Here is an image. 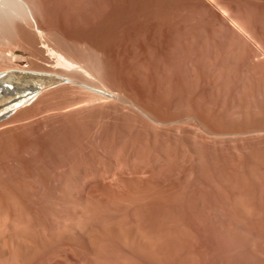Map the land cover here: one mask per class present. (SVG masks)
<instances>
[{"label":"rangeland","instance_id":"rangeland-1","mask_svg":"<svg viewBox=\"0 0 264 264\" xmlns=\"http://www.w3.org/2000/svg\"><path fill=\"white\" fill-rule=\"evenodd\" d=\"M24 1L0 0L2 71L49 68L48 40L99 70L0 115V264H264V0Z\"/></svg>","mask_w":264,"mask_h":264},{"label":"bare ground","instance_id":"bare-ground-1","mask_svg":"<svg viewBox=\"0 0 264 264\" xmlns=\"http://www.w3.org/2000/svg\"><path fill=\"white\" fill-rule=\"evenodd\" d=\"M24 5H25V9H26V11H25V13L26 14H28V13H30V16L32 15V13H31V10H30V8H29V6L25 3V1L24 0H20ZM101 1V0H100ZM99 0H97V4H99V3H101ZM23 5V6H24ZM97 6V5H96ZM101 6V5H100ZM37 30H38V33L40 34V36H42L43 34L42 33H44V32H42L39 28H37ZM261 31H258L257 32V37L258 38H260L259 39V41L261 40L262 41V31H263V29H260ZM45 35V34H44ZM263 35H264V33H263ZM43 37V36H42ZM47 37V36H46ZM194 37V35H191V37H189V38H193ZM264 37V36H263ZM44 38V37H43ZM49 38V37H48ZM47 38V39H48ZM180 38V37H179ZM195 38V37H194ZM50 39V38H49ZM54 39V38H53ZM53 39H52V41H53ZM245 39V38H244ZM46 40V39H45ZM51 40V39H50ZM178 40V39H177ZM180 40V39H179ZM179 40H178V42H179ZM192 40V39H191ZM206 40V39H205ZM49 41V40H48ZM48 41L46 42H44L43 44V47L42 48H40L41 49V52L42 53H40V52H38L39 51V49H38V51L37 50H34V48H33V50L34 51H36V52H38L39 53V56H40V54H41V56H43L44 54H43V52H47L48 54H47V56L46 55H44V56H46L47 57V59L46 58H44V62H46V64L48 65V67L49 68H45V69H43V70H45V71H39V69L37 70V67H36V70H31V69H34V68H28V70H25L24 69V67L25 66H23L24 64H22V65H20V64H18V66L20 65V67H18V66H14V65H16V64H14L13 66H14V68L13 69H10L11 67H13V66H11V67H9V69L7 68V70L5 69L4 71H2V69L1 68H3V67H6V66H4L3 64H1L3 67H1V65H0V115L1 114H3L4 112H7L8 110H10L17 102H19V101H23V100H25V99H27V98H29V97H31L33 94H34V92L37 90V88L38 87H40V86H42V85H44V84H46V83H50V82H54V80H56L55 78L56 77H59V78H61V79H63V80H66V81H68V82H72V83H75V84H77V85H83V84H87L88 85V89H92V88H95V86H96V84L94 85H92V81H90V82H88V79H86V78H90V77H88V76H91V75H93L95 72H97L98 70H97V68H96V64L95 65H91V63H88L87 61L88 60H86V59H83L81 56L79 57V56H77L76 55V53L73 51V49H75L76 47H74L73 49H72V47L73 46H71V48L69 47V46H65V45H61V44H59V43H57V42H54V44H49L48 43ZM58 41V40H57ZM181 41V40H180ZM193 41V40H192ZM194 41H196L195 39H194ZM193 41V42H194ZM244 41H247V39L246 40H243V42H242V40H241V44L238 46V48L236 49V51H234L233 50V52H232V54H231V52H230V54L231 55H228L229 57H228V60L229 61H231L232 63H235L237 60H239L240 61V59H239V56H240V54L242 55V53H244L245 52V50H246V54L248 55V51L250 50H247L246 48V44H248V43H245ZM249 41V40H248ZM247 41V42H248ZM51 42V41H50ZM59 42V41H58ZM42 42H40V44H41ZM68 42L66 41V43L65 44H67ZM72 43V42H71ZM70 43V44H71ZM74 43V42H73ZM63 44H64V42H63ZM193 44V43H192ZM195 44V43H194ZM203 44V43H202ZM208 44V43H207ZM211 44V43H210ZM37 44L35 43V46H36ZM75 46V45H74ZM236 46V47H237ZM21 47V46H20ZM24 47V46H23ZM204 47V46H203ZM208 47H209V45H208ZM207 47V48H208ZM216 47V46H215ZM231 47V46H230ZM235 47V48H236ZM248 47H250V45H248ZM22 48V47H21ZM27 48V47H26ZM206 48V49H207ZM214 48V47H213ZM232 48V47H231ZM230 48V49H231ZM211 49V48H210ZM229 49V50H230ZM251 49H252V47H251ZM25 50V49H24ZM30 50V49H29ZM33 50H30V51H33ZM9 51V50H8ZM17 51V50H16ZM19 51H22V50H19ZM25 51H27V49L25 50ZM33 51V52H34ZM76 51H78L77 49H76ZM251 51H253V50H251ZM12 52V51H11ZM23 52V51H22ZM29 52V51H28ZM28 52H27V55H28ZM35 52V53H36ZM216 52V51H215ZM17 54H18V52H16ZM31 53V52H30ZM34 53V54H35ZM79 53V52H78ZM211 53H213V52H211ZM26 54V53H25ZM33 54V55H34ZM84 54V53H83ZM227 54H229L228 52H227ZM11 55H13L14 56V54H11ZM33 55H31L30 54V56H33ZM37 55V54H36ZM35 55V56H36ZM80 55V54H79ZM245 55V54H244ZM30 56H29V58H30ZM17 57V56H16ZM28 57V56H27ZM242 57V56H241ZM15 58V57H14ZM17 58H19V57H17ZM28 58V59H29ZM88 58V57H87ZM246 58V57H245ZM19 59H22L21 57L19 58ZM23 59H26V57L25 58H23ZM93 59V58H92ZM227 59V58H226ZM225 59V60H226ZM9 60V59H8ZM31 60V59H30ZM41 60H42V58H41ZM26 61V60H25ZM34 60L32 59L31 60V62H33ZM43 61V60H42ZM41 61V62H42ZM90 61V60H89ZM9 62H11V61H9ZM24 62V61H23ZM28 62H30V61H28ZM35 62V61H34ZM94 62H96L97 63V61L96 60H94L93 62H92V64L94 63ZM7 63V62H6ZM6 63H5V65H6ZM22 63V62H21ZM25 63V62H24ZM43 63V62H42ZM11 64V63H10ZM29 64H33V63H29ZM28 64V65H29ZM227 64H229V63H227ZM235 64H237V63H235ZM239 64V63H238ZM27 65V64H26ZM35 65V64H34ZM43 65V64H42ZM224 66V65H223ZM229 66V65H228ZM232 66H235V65H232ZM18 67V68H17ZM30 67V66H29ZM33 67V66H32ZM98 67H100V66H98ZM194 67V66H193ZM224 67H226V66H224ZM40 68H41V65H40ZM43 68V67H42ZM231 68V67H230ZM260 68V67H259ZM195 69V68H194ZM41 70V69H40ZM261 71H262V69H261ZM101 72V71H100ZM98 73V72H97ZM102 73V72H101ZM94 75H96V74H94ZM93 75V76H94ZM100 75H102V74H100ZM95 77V76H94ZM96 79V78H95ZM94 79V80H95ZM101 79H102V77H101ZM86 80V81H85ZM97 80H99V79H97ZM59 81V79H57L56 80V82H58ZM85 82V83H84ZM88 82V83H87ZM91 83V84H90ZM93 83H95V82H93ZM260 82H257L256 84H259ZM92 85V86H90V85ZM104 84V83H103ZM256 84H255V86H256ZM261 84V83H260ZM259 84V85H260ZM195 85H197V83L195 84ZM200 85V84H199ZM259 85H257V86H259ZM84 86V85H83ZM86 86V85H85ZM94 86V87H93ZM107 86V85H106ZM106 86H101V88H97V89H95V92L94 93H86V94H84L83 96H82V98H81V100L79 101V102H76L75 104H70L69 106H68V108L70 109V108H73V109H71L72 111L76 108L75 106L76 105H78V104H80V103H83L84 104V106L83 107H80V108H78L80 111H81V109H83V108H88L89 109V107L91 108V106L93 107V105L94 104H96V102L99 100V99H103L104 98V101H105V99H107L108 97H115L114 95L115 94H113V92H112V90H110L111 88H107ZM191 86V85H190ZM190 86H188V88L190 87ZM256 86V88L258 89V87ZM263 86V85H262ZM109 87H111V86H109ZM193 86H191V88H192ZM87 88V87H86ZM113 88V87H112ZM187 88V89H188ZM200 88H202V87H200ZM259 88H261L260 86H259ZM203 89V88H202ZM201 89V90H202ZM256 89V91L257 92H255V93H258L259 95L262 93L261 92V90H262V88L261 89H258L257 90ZM120 90V89H119ZM196 90V89H195ZM197 90L199 91V89H198V87H197ZM204 90V89H203ZM121 91V90H120ZM205 91V90H204ZM119 92V91H118ZM191 92H192V90H191ZM195 92V91H194ZM197 92V91H196ZM202 92V91H201ZM125 93V92H124ZM190 93V92H189ZM252 93L253 94H255L253 91H252ZM171 94V93H170ZM180 94V93H179ZM192 94V93H191ZM196 94V93H195ZM194 94V95H195ZM257 94V95H258ZM123 95H125V94H123ZM129 95V94H128ZM127 95V96H128ZM181 95V94H180ZM179 95V96H180ZM189 95V94H188ZM201 95H204L203 93L202 94H200V96ZM256 95V94H255ZM254 95V96H255ZM118 96V95H117ZM131 96V95H130ZM121 97H122V95H121ZM129 97V96H128ZM132 97H134V96H132ZM190 97V96H189ZM192 97H193V94H192ZM201 97H203V96H201ZM116 98V97H115ZM118 98V97H117ZM130 98V97H129ZM187 98H188V96H187ZM133 99H139V98H133ZM194 99V98H193ZM201 99V98H200ZM242 99V98H241ZM121 100V99H120ZM131 100V99H130ZM178 100H180V99H178ZM187 100V99H186ZM202 100V99H201ZM206 100V99H205ZM261 100H263V99H261ZM109 101V100H108ZM126 101V100H125ZM128 101V100H127ZM136 101V100H135ZM135 101H133V102H135ZM139 101H141V99L139 100ZM200 101V100H199ZM264 101V100H263ZM106 102V101H105ZM130 102V101H129ZM132 102V101H131ZM142 102V101H141ZM180 102V101H179ZM186 101H184V103H185ZM195 102H196V100H195ZM142 103H144V102H142ZM142 103H140V104H142ZM177 103H178V101H177ZM176 103V104H177ZM181 103V102H180ZM183 103V104H184ZM187 103V102H186ZM185 103V104H186ZM194 103V102H193ZM201 103V102H200ZM205 103H207L206 101H205ZM252 103V102H251ZM99 105L101 104V102L100 103H98ZM182 104V103H181ZM180 104V105H181ZM182 104V105H183ZM188 104V103H187ZM189 104H190V102H189ZM188 104V105H189ZM195 104V103H194ZM197 104V103H196ZM199 104V103H198ZM254 104H255V101H254ZM253 104V105H254ZM258 104H260V103H258ZM257 104V105H258ZM262 104H264V103H262ZM134 105V107H136L137 109H139V111H140V113L141 114H144L147 118H148V120L146 119V121L148 122L149 120H151V121H153V122H157V123H160V125L162 124V123H166V121H167V119L166 118H168L167 116L165 117V118H163L162 119V117H161V115L159 114V118L161 117V119L162 120H164V119H166V121H161V119L159 120V118L157 117V115H152V114H150L149 112L151 111V110H149L148 111V109L145 111V110H143V108H144V106H143V108L141 107V105H140V107H139V105L137 106V104L135 105V104H133ZM144 105V104H143ZM256 105V104H255ZM254 105V106H255ZM95 106V105H94ZM128 106V105H127ZM177 107H178V105H176ZM184 106V105H183ZM248 106V105H247ZM249 106H250V104H249ZM251 106H252V104H251ZM263 106V105H262ZM262 106H260V109H264V106L262 107ZM77 107H79V106H77ZM132 107V106H131ZM189 107V106H188ZM198 107V106H197ZM200 107V106H199ZM203 107V106H202ZM146 108V107H145ZM258 108V106L256 107V109ZM78 109H76L75 110V112H77V110ZM92 109V108H91ZM183 109V108H182ZM259 108L257 109L258 111L260 110ZM70 110V111H71ZM78 110V111H79ZM175 110H178V109H175ZM200 110H201V108H200ZM261 110V111H262ZM133 111V110H132ZM188 111V110H187ZM194 111V110H193ZM133 112H135V111H133ZM153 112V111H152ZM184 112H186V111H183V113ZM195 112V111H194ZM197 112V111H196ZM196 112H195V114H196ZM260 112V111H259ZM98 113H100L99 111H98ZM137 113H138V111H137ZM178 113V112H177ZM198 113V112H197ZM200 113H201V111H200ZM261 113V112H260ZM95 114H96V112H95ZM135 114H136V112H135ZM154 114V113H153ZM174 114V113H173ZM181 114V113H180ZM186 114V113H185ZM262 114H264V113H262ZM102 115V114H101ZM139 115V114H138ZM192 115V114H191ZM95 116H97V115H95ZM98 116H100V115H98ZM140 116V115H139ZM143 116V115H142ZM142 116H141V118H142ZM156 116V117H155ZM181 116V115H180ZM185 116V115H184ZM144 117V116H143ZM170 117V116H169ZM183 117V116H182ZM188 117H189V115H188ZM195 117H197V116H195ZM202 117V116H201ZM171 118V117H170ZM175 119V118H174ZM174 119H172V121L174 120ZM141 120H143L144 121V119H141ZM169 120V119H168ZM181 120H183L182 118H181ZM189 121H190V119H188ZM194 120V119H193ZM198 120V119H197ZM202 120V119H201ZM200 120V121H201ZM62 121V119L60 120V122ZM143 121H141V123L143 122ZM172 121H169V123L170 122H172ZM175 121H177L176 123H179L180 122V120H179V122H178V119L177 120H175ZM196 121V120H195ZM199 121V120H198ZM205 121V120H204ZM168 122V121H167ZM182 122V121H181ZM180 122V123H181ZM186 122H188V121H186ZM164 123V124H165ZM185 123V121L183 122V124ZM193 122L191 121V124H192ZM201 123H203V121L201 122ZM201 123H199V124H201ZM57 124L59 125V123L57 122ZM57 124H53V125H57ZM145 124V123H144ZM147 124V123H146ZM148 124H150V123H148ZM147 124V125H148ZM163 124V125H164ZM168 124V123H167ZM171 124V123H170ZM172 124H174L173 122H172ZM183 124H181L182 126H183ZM197 125L198 127H200L201 128V126H202V124L201 125ZM207 124V123H206ZM143 125V124H142ZM153 125V124H152ZM151 125V126H152ZM176 125H178V124H176ZM187 125V124H186ZM204 125H205V122H204ZM264 125V124H263ZM150 126V125H149ZM153 126H155V124L153 125ZM179 126V125H178ZM182 126H179L178 128H180V127H182ZM206 126H208V125H206ZM142 127H144V126H142ZM156 127V126H155ZM157 127H158V125H157ZM176 127V126H175ZM189 127V126H188ZM194 127H196V124H195V126ZM203 128H205L204 126H202ZM261 127H263L262 125H261ZM183 128V127H182ZM207 128V127H206ZM199 129V128H198ZM200 130V129H199ZM201 130H202V128H201ZM200 130V131H201ZM209 130V129H208ZM255 130V129H254ZM199 131V132H200ZM249 131H251V130H249ZM197 132V131H196ZM203 132V131H202ZM207 132H210V131H207ZM206 131H205V133H207ZM201 133V132H200ZM251 133H254V135H255V137H257V134H262V135H264V128L262 129H260V130H255V131H252ZM250 133V134H251ZM238 134V133H237ZM249 134V133H248ZM205 135V134H204ZM204 135L202 134V136L204 137ZM241 135V134H240ZM259 136H261V135H259ZM258 136V137H259ZM202 137V138H203ZM253 137V139H254V136H252ZM257 137V138H258ZM256 138V139H257ZM262 138H263V136H262ZM205 139V138H204ZM207 140V139H206ZM255 140V139H254ZM262 140V139H261ZM260 140V141H261ZM256 141V140H255ZM263 142H264V140H262ZM261 141V142H262ZM205 142V141H204ZM262 142V143H263ZM10 175V174H9ZM128 197V196H127ZM125 198V197H124ZM126 200H127V198H126ZM126 200H124V201H126ZM128 200H130V197H128ZM132 200H135V199H132ZM127 202V201H126ZM129 202V201H128ZM131 202V201H130ZM133 202V201H132ZM137 202H139V201H137ZM136 202V203H137ZM134 203H135V201L133 202V206H134ZM127 204H129V203H127ZM127 204H126V206H127ZM131 206V205H130ZM133 206H131L132 208H133ZM129 209L130 207H126V209ZM135 208V207H134ZM137 209V208H136ZM2 210V209H1ZM8 210V209H7ZM130 210V209H129ZM7 214V213H6ZM127 216V215H126ZM145 232V231H144ZM143 232V233H144ZM157 233H160V232H157ZM162 233V232H161ZM138 234L139 233H137V236H138ZM122 235V234H121ZM124 235V234H123ZM150 236L152 235V234H149ZM4 236V235H3ZM132 236V235H131ZM158 236V235H157ZM13 237V236H12ZM110 237V236H109ZM108 237V238H109ZM124 237H125V235H124ZM140 237V236H139ZM147 237L148 238H150L149 236H147L146 235V238L145 239H147ZM162 237V236H161ZM4 238H6V237H4ZM128 238V237H127ZM141 238V237H140ZM13 239V238H12ZM11 239V240H12ZM106 239V238H105ZM112 239V238H111ZM138 239V238H137ZM142 239H143V237H142ZM5 240V239H4ZM107 241H108V239H106ZM105 240V241H106ZM138 240H141V239H138ZM6 241V240H5ZM8 241V240H7ZM106 241V242H107ZM111 241H113V240H111ZM126 241V240H125ZM130 242H131V239L129 240ZM129 241H127V242H129ZM151 241H152V239H151ZM159 241H161V240H159ZM97 242H98V240H97ZM109 242L110 241H108V244H109ZM154 242H156V241H153V243ZM100 243V242H99ZM104 243V242H103ZM102 243V244H103ZM132 243V242H131ZM134 243V242H133ZM132 243V244H133ZM143 243H144V240H143ZM147 243V242H146ZM149 243V242H148ZM152 243V247L154 246V244ZM158 243V242H157ZM156 243V244H157ZM160 243V242H159ZM12 244V243H11ZM111 244V243H110ZM109 244V245H110ZM140 244V243H139ZM97 245V244H96ZM143 245V244H142ZM146 246H148L147 244H145ZM3 246V245H2ZM13 246V245H12ZM108 246V245H107ZM136 248L138 247L137 245H134ZM151 246V245H150ZM100 247V246H99ZM105 247V246H104ZM110 247V246H109ZM145 247V246H144ZM156 247V246H155ZM1 248H5V247H1ZM113 248V247H112ZM130 248V247H129ZM133 248V247H132ZM135 248V250H134V252H136V249ZM160 248V247H159ZM105 249V248H104ZM110 249H111V247H110ZM109 249V250H110ZM131 249V248H130ZM130 249H128V250H130ZM141 247H140V251H141ZM145 249H146V247H145ZM154 249V248H153ZM156 249H158V247H156ZM100 250V249H99ZM138 250H139V248H138ZM137 250V252H139ZM143 250H144V248H143ZM149 250V249H148ZM2 251V250H1ZM4 251V250H3ZM105 251V250H104ZM107 251V250H106ZM111 251V250H110ZM110 251H108L109 252V254H110ZM113 251V250H112ZM155 251V250H154ZM6 252V251H5ZM100 252H102V250L100 251ZM99 252V253H100ZM107 252V253H108ZM142 252V251H141ZM141 252H139L138 254H140ZM144 252V251H143ZM145 252L147 253V251L145 250ZM150 252V251H149ZM159 252H160V250H159ZM158 252V253H159ZM1 253V252H0ZM103 253V252H102ZM125 253H127L128 254V256H130V254L128 253V252H125ZM124 253V254H125ZM145 253V254H146ZM151 253V252H150ZM152 253H153V251H152ZM155 253V252H154ZM157 253V252H156ZM156 254L155 256H157V255H159V254ZM3 254V253H2ZM112 254V253H111ZM127 254H125L124 256L125 257H128V256H126ZM132 254V253H131ZM138 254H137V256H138ZM142 254H144V253H141V255ZM102 255V254H101ZM138 256V257H142V256ZM99 256V255H98ZM114 256V255H113ZM112 256V257H113ZM116 256V255H115ZM114 256V257H115ZM134 256H135V253H134ZM133 256V261L134 262H137L136 260H134V258L136 257H134ZM144 256V255H143ZM109 257H111V256H109ZM135 258V259H139V258ZM149 257V259H151L152 260V256H148ZM151 257V258H150ZM154 257V256H153ZM161 257H162V255H161ZM99 258V257H98ZM102 258V257H101ZM116 258H117V256H116ZM123 258V257H122ZM122 258H120V259H122ZM131 258H132V256H131ZM157 258V257H156ZM95 259V258H94ZM103 260H105V258H102ZM112 259H114V258H112ZM146 259H148L147 258V256H146ZM154 259V258H153ZM158 259V258H157ZM161 258H159L158 259V261L160 260ZM96 260V259H95ZM100 260V259H99ZM116 260V259H115ZM119 260V259H118ZM118 260H117V262H118ZM132 260V259H131ZM131 260H128L127 262H133V261H131ZM141 260H142V258H141ZM140 260V261H141ZM143 260H144V257H143ZM102 261V260H101ZM108 261V260H107ZM126 261V260H125ZM145 261V260H144ZM103 262V261H102ZM101 262V263H102ZM105 262V261H104ZM109 262V261H108ZM133 262V263H134ZM154 262V261H153ZM100 263V262H99ZM113 263V262H112ZM111 263V264H112ZM125 263V262H124ZM132 263V264H133ZM141 263H143L142 261H141ZM157 263V262H156ZM103 264V263H102ZM128 264V263H127ZM135 264V263H134ZM158 264V263H157ZM160 264V263H159Z\"/></svg>","mask_w":264,"mask_h":264}]
</instances>
